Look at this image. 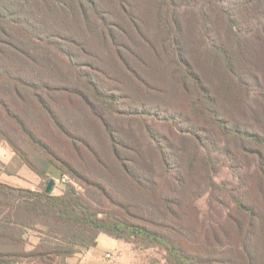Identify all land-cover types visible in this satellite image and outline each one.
<instances>
[{
	"label": "rangeland",
	"instance_id": "obj_1",
	"mask_svg": "<svg viewBox=\"0 0 264 264\" xmlns=\"http://www.w3.org/2000/svg\"><path fill=\"white\" fill-rule=\"evenodd\" d=\"M21 1L23 4L27 1L25 14L38 25L44 38L46 32L53 28L81 45L77 47L71 42L65 43L83 63L98 69L87 68L85 71L94 78V81L105 80L106 85L103 86V90L110 91L118 102L124 101V106H119L117 102L113 106L104 103L100 105L98 116H108L115 110L119 113L114 114L118 118L108 119L109 128H106L105 118L101 120L100 117L95 116L89 107L78 99L73 98L70 102L65 96L57 97L61 107L59 114L66 128L79 137L78 145H81V141H85L96 153L94 157L84 147L82 164L74 153L68 152V159L80 174L99 183L105 189V194L101 191L86 190L77 178L63 176L54 166H49L47 175L40 177L23 163L7 143L0 141V147L5 150L4 153H0L2 182L15 188L43 191L50 180H54L56 183L52 193L54 195H62L66 184L70 183L103 211L107 209L121 211L119 208L111 209L112 202L114 207L115 205L120 208L121 206L141 207L144 213L147 212L146 216L152 215L151 218L159 222L156 201L149 198L150 195L140 190L136 184L134 185L132 178L122 169L118 170L117 160L113 155V145L114 142L118 143L120 153L133 160L132 166L136 170L144 172L154 182L162 185V167L154 151L155 147H160L166 152L170 167L175 168V172L184 183L179 192L183 194L186 203L192 205L196 211L197 217L191 220L187 229L183 228L187 237L186 246L191 241V233L198 232L203 226L215 229L223 238L224 232L231 230L229 223L221 220L218 222L220 224L216 225L213 219L230 214L238 217L236 208L233 211L232 200L235 198L247 203L246 199L259 196L256 172L261 160L260 156L264 160V149L249 138L240 137L241 141H239L230 132L231 127H238L245 133L264 137L263 47L253 39V32L256 33L257 28L245 29L244 24L242 28L239 25L236 28L232 26L233 18H236L239 24L245 17L239 16L237 7L234 8L228 0L219 4L214 0H176L178 19L182 28L178 36L183 50L181 59H186L190 63L194 72L203 79L215 96L218 103L216 107L229 125V127L226 125L227 132L222 133L216 124L199 117L198 108L189 106L191 99L186 96L180 74L175 78L176 68L168 56L160 50L162 33L159 26L154 22L153 25L143 22L149 20L152 15L154 17V12L147 6V0H127V3L133 5L131 11L134 15L143 18L142 31L156 48L157 54L152 51L146 53L145 48L142 50L136 48L133 41L131 43L125 41L126 33L132 35L134 40L138 36L132 33L130 15L119 6L118 0H96L103 20L102 18L100 20L98 13L95 14L89 9L86 12L88 20L82 17L85 8L90 7L87 0H58L52 4L53 13L46 9L45 0ZM255 5L264 11V0H258ZM74 14L76 17H72ZM42 21L46 25L41 26ZM103 25L114 31L117 41L124 43H121L122 48L131 45L140 56H143L145 60L143 63H138L132 58L135 71L139 73L138 76L142 75L144 78L143 83L136 80L137 75H133L128 84H123L124 78L127 81L126 73L118 67L112 44L104 38ZM31 37L36 39L32 34L29 39H32ZM36 42L39 46L46 45L44 41ZM41 53L49 60H45L46 68L38 72V75L49 79L59 87L73 85L79 74H76L71 66L63 67L62 63L54 59V52L43 50ZM255 53H262V58L257 54L262 62L258 66ZM225 56L232 61L230 68L232 72L226 66ZM67 63L70 65V61ZM251 75L254 80H249L252 85L249 96L245 94V90L240 94L237 88L230 86L239 82L241 78L249 79ZM86 93L90 92L86 90ZM119 97H122V100ZM37 111L29 110L26 121L34 126L33 128L43 130L45 127ZM201 129H207V132H201ZM44 133L50 139H56L52 143L48 139L47 141L56 148L57 152L66 146H71L70 140L57 134L51 127L46 128ZM14 137L30 163L42 171L48 164L49 157L32 147L24 138L16 135ZM208 173H211L214 183L227 192L216 191L213 196L207 186V176L210 175ZM212 196L215 200L211 201ZM216 200L218 202H215ZM212 203L216 205L213 206ZM38 243L37 234L31 232L28 249L32 250ZM68 263L168 264L165 251L157 246L117 241L105 234L99 236L95 248L83 250L68 259Z\"/></svg>",
	"mask_w": 264,
	"mask_h": 264
},
{
	"label": "trees",
	"instance_id": "obj_2",
	"mask_svg": "<svg viewBox=\"0 0 264 264\" xmlns=\"http://www.w3.org/2000/svg\"><path fill=\"white\" fill-rule=\"evenodd\" d=\"M57 1L45 0L44 4L50 13H53L52 4ZM87 1L90 7L85 8V13L81 14L82 17L88 20L86 12L89 9L95 14L98 13L100 20L101 18L103 20L96 0ZM118 1H120L119 6L126 11V14L130 15L129 22L133 28L132 33L138 36L134 40L132 35L126 33L125 41L127 43L133 41L136 48L139 50L145 48L144 52L146 53L152 51L157 54L156 48L142 31L141 21L143 18L132 13L133 5L128 4L127 0ZM215 1L216 4H219L225 0ZM228 1L234 8L237 7L239 16L245 17L244 20H240L239 24H237L236 18H233L232 26L236 28L239 25L242 28L244 24L245 29L248 27L257 28L256 33L253 32V39L257 43H261L263 47L264 63V11L257 5L254 6L258 0ZM27 5V1L23 4L21 0H0V141L7 143L23 163L40 177L43 178L47 175L49 166H54L62 172L63 176L77 178L86 190L101 191L105 194V189L99 183L80 174L72 167V163L68 159V152H71L76 154L81 163L84 157L83 152H85L83 151L84 147L94 157H96V153L85 141H81V145H78L79 137L66 128L59 114L61 107L57 97L65 96L70 102L73 98L78 99L87 105L95 116L100 117L101 120L105 118L106 128H109L108 119L118 118L114 114L119 113L115 110L108 116H98L100 105L104 103L113 106L117 102L119 106H124V101L118 102L115 95L110 91L103 90V86L106 85L105 80L94 81V78L85 71L87 68H97L83 63L78 55L73 54L65 45L66 42H71L77 47L81 46L77 41L69 39L66 34L58 33L53 28H50L52 31L49 29L46 32L44 38L43 33L37 27L38 25L25 14ZM147 6L150 11L154 12V17L152 15L149 18L150 21L146 19L143 22L148 23L147 25H153L154 22L159 26L162 33L160 35V50L168 56L176 68L175 78H177V74H180V80L182 78L184 82L186 96L188 95L191 99L189 106L198 108L199 117L206 118L210 123L213 122L222 130V133H226L227 126L229 127L228 122L219 113V109L216 107L218 103L210 87L204 83L202 78L198 77L199 75L194 72L186 59H181L183 50L178 36L182 32V28L178 19L176 0H147ZM72 17H76V15H72ZM89 23L90 21L88 25ZM40 25L46 24L42 21ZM79 30L81 29L79 28ZM113 32L106 26H102V33H105L104 38L112 44L118 67L126 73L127 81L124 78L123 84H128L133 75H139L133 67L132 58H135L138 63H143L145 60L131 45L123 46V49L121 43H124L117 41ZM24 34L26 35L24 36ZM31 34L36 36V39L34 37L29 39ZM36 41H44L46 45L39 46ZM43 50L54 52V59L60 64L62 63L63 67L71 66V69L79 74L73 81V85L59 87L49 79L38 75V72L46 68L45 60H49L44 58L41 53ZM257 54L262 58V53ZM257 54L255 53L254 56L258 66L262 62ZM225 60L226 66L232 72L230 70L231 59L225 56ZM68 61H70V65H68ZM137 76L136 80L143 83V76ZM250 79L254 80L252 75L249 79L241 78L239 82L230 84V86L237 88L240 94L245 90V94L249 96L252 87ZM70 82L72 83V80ZM190 83L192 89H190ZM86 90L93 97L90 93H86ZM119 98L122 100V97ZM262 99L264 101L263 93ZM32 109L38 110V117L45 127L44 131L46 128H53L57 134L70 140L71 146H66L57 152L56 148L47 141L48 139L52 143L56 139H50L42 129H35L26 121L29 110ZM126 114L124 113V115ZM201 132H207V129H201ZM230 132L239 141H241L240 137L249 138L264 149V137L245 133L238 127H231ZM14 135L24 138L32 147L49 157L48 164L42 171L38 170L26 158ZM195 136L198 138L197 135ZM117 146L118 143L114 142L113 155L117 160L118 170L122 169L132 178L134 185L136 184L140 190H144L150 195L149 198L156 201L155 207L158 206L160 221L153 220L152 215L146 216L147 212L144 213V209L141 207L121 206L120 208L118 205L114 207V202L111 203V209L119 208L121 211H116V209L103 211L70 183L66 184L62 195H54L47 194L46 189L33 191L15 188L0 181V264H69L68 259L80 254L83 250L95 248L101 234L117 241L157 246L165 251L168 264H264V160H262V156H260L261 160L256 172L259 196L246 199L247 203L234 198L232 200L233 211L236 208L238 217H233L230 214L213 219L214 223L216 221V225H219L218 222L221 220L228 222L231 230L225 231L221 238L215 229L200 227L198 232L191 233V241L186 246L187 237L183 228L188 227V224L197 215H195L196 211L193 206L187 204L183 194L179 192L184 183L175 172V168L170 167L166 152L160 147L154 148L155 155L162 167L163 184L161 185V183L154 182L144 172L136 170L132 166L133 160L124 157ZM208 174L210 175L207 176V186L213 196L216 191L227 192L214 183L211 173ZM213 196L211 201L215 200ZM31 232L37 234L39 243L29 250Z\"/></svg>",
	"mask_w": 264,
	"mask_h": 264
},
{
	"label": "water",
	"instance_id": "obj_3",
	"mask_svg": "<svg viewBox=\"0 0 264 264\" xmlns=\"http://www.w3.org/2000/svg\"><path fill=\"white\" fill-rule=\"evenodd\" d=\"M56 186V183L54 180H50V182L48 183V186L46 187V193L47 194H52L53 193V190Z\"/></svg>",
	"mask_w": 264,
	"mask_h": 264
},
{
	"label": "crops",
	"instance_id": "obj_4",
	"mask_svg": "<svg viewBox=\"0 0 264 264\" xmlns=\"http://www.w3.org/2000/svg\"><path fill=\"white\" fill-rule=\"evenodd\" d=\"M1 148H2V147H0V153H4L5 150H4L3 148H2V149H1ZM2 176H3V175L0 176V181H1V182H2Z\"/></svg>",
	"mask_w": 264,
	"mask_h": 264
}]
</instances>
